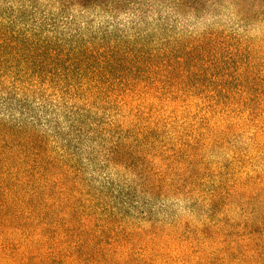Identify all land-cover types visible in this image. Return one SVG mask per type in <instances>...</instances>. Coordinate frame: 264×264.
Masks as SVG:
<instances>
[{"label": "trees", "instance_id": "1", "mask_svg": "<svg viewBox=\"0 0 264 264\" xmlns=\"http://www.w3.org/2000/svg\"><path fill=\"white\" fill-rule=\"evenodd\" d=\"M157 1L0 0V192L13 207L22 188L39 199L40 248L53 264L143 262L146 237L148 264H158V240L186 245L192 227L197 239L187 242L223 248L217 258L205 249L199 264H264V175H201L202 153L223 130L259 119L264 131V71L233 62L235 46H245L233 32L187 33L162 14L197 10L202 0ZM93 10L103 20L88 16ZM149 14L160 15L150 22ZM174 87L199 101L194 125L142 109ZM92 166L101 177H85ZM197 194L203 222L168 214L170 198ZM225 199L256 208L213 225Z\"/></svg>", "mask_w": 264, "mask_h": 264}, {"label": "rangeland", "instance_id": "2", "mask_svg": "<svg viewBox=\"0 0 264 264\" xmlns=\"http://www.w3.org/2000/svg\"><path fill=\"white\" fill-rule=\"evenodd\" d=\"M160 1H157L159 5L161 4ZM159 5L157 8H159ZM168 10L163 7V16L166 14L170 15L178 24V29L181 28V30L187 33L193 32L197 34L203 30H211L219 26L229 32H233V35L235 34L233 36L234 43L245 42V46H235L236 49L232 57L233 62L236 61L239 64L242 63V65L255 66L256 76L264 71V0H202L197 10L187 9L179 15L173 10ZM159 15L149 14L148 20L156 22V17ZM88 16H94V18H101L103 20L97 10H93L92 13L89 12ZM129 20V14H126L123 17V21L128 22ZM176 86L178 87V85ZM177 87H174L177 93L174 92L173 94L170 93V88H165L155 104L150 106L143 102L142 109L147 112L150 110L149 107L151 110L154 107L155 112L161 113L162 116L165 112L164 115H166L167 120L169 118L174 119L176 125L182 124L183 120L186 119H188L190 125H194L200 116L198 112L199 101L183 97L182 93L178 92ZM200 94L198 91L193 92V95L197 98L199 97L197 95ZM209 94L210 91L203 93L206 96ZM144 98L147 101L148 95L145 94ZM256 113L260 114V111L256 110ZM262 129L263 123L257 119L256 122L253 120L245 124L242 122V126L240 124V127L233 126L232 128L223 130L218 135L216 142L207 146L206 150L202 153L206 168H203L201 175L207 176L209 182L214 179V173L217 174L220 171L224 179L228 178L231 182L242 178L247 172L249 173L253 170H257L264 175V131L262 132ZM207 168L208 171H206ZM86 171L89 176H87L86 172L85 177L91 178V174H95L94 176L96 177H101L102 175V170L96 172L94 166L88 168ZM114 177H117V175H114ZM8 182H10V179ZM2 192H0V203H3L0 204V264H53L48 254L43 253L40 248L42 244L39 241L43 237L40 231H38L39 222L35 220V215L39 213L40 209L39 199H36L35 194L26 193L25 188H22L19 195L18 192L15 193L16 196H19V199L13 207L6 204L7 201L4 199ZM83 192L86 193L87 189H83ZM172 198L176 197L172 196ZM187 198L185 196L174 200H170V198L168 204L171 206H169L168 214H177L179 217L181 216L186 220H190L193 224L203 222L207 208L205 199L201 195H193L190 203L187 201ZM228 202L225 199L214 206V213L216 214L211 218L213 225L220 222V220H236L239 222L243 220L242 217L245 216V211L250 212L256 208L254 200H246L244 203L237 200L236 205L229 203L227 206H224ZM192 203L193 206L191 207L190 204ZM36 205L37 207H34ZM241 207L242 209H239ZM157 211L158 215H156L161 219L164 218L162 210L157 207ZM6 212H14L13 222L8 223L5 221ZM8 226L11 228L6 231ZM206 233L214 236V228L212 226L208 227ZM188 235L185 238L186 245L182 246L181 244L168 246L163 242V239H159L157 249L161 253L158 258V264H165L167 258H173L171 264H199V259L196 256H199V253L201 256H205L202 253L205 249L207 254L212 251V256L216 258L221 255L219 252L223 250L222 246L212 245L211 241L202 239L201 242H197L193 238L192 242H187L188 238L189 240L192 237L197 239L195 228L192 227ZM52 238L50 234L46 238L47 247L52 246ZM151 238L146 237V242L144 241V244L141 245L146 246L147 244L148 250L146 248L141 253L147 254L149 252V258H152L150 257ZM69 244H72V240ZM149 258L147 259L146 256V258H143V262L139 263L136 262L137 258L133 261L134 264H148L150 262Z\"/></svg>", "mask_w": 264, "mask_h": 264}]
</instances>
